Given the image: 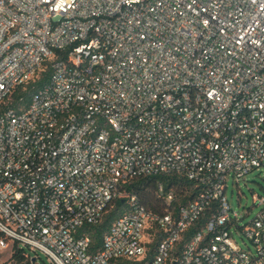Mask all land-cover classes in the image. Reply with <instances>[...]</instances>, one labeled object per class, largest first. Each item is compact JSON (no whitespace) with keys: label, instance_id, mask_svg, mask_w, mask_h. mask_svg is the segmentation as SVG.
Wrapping results in <instances>:
<instances>
[{"label":"built area","instance_id":"obj_1","mask_svg":"<svg viewBox=\"0 0 264 264\" xmlns=\"http://www.w3.org/2000/svg\"><path fill=\"white\" fill-rule=\"evenodd\" d=\"M263 168L264 0H0L1 248L112 264L155 243L151 264H264V198L241 227L226 195L230 176ZM159 175L196 182V196L160 212L128 189ZM116 200L126 210L92 252L78 232Z\"/></svg>","mask_w":264,"mask_h":264},{"label":"trees","instance_id":"obj_2","mask_svg":"<svg viewBox=\"0 0 264 264\" xmlns=\"http://www.w3.org/2000/svg\"><path fill=\"white\" fill-rule=\"evenodd\" d=\"M51 78V68L48 66L46 70L41 72L39 77L30 82L25 87L17 89L12 96V106L19 108L21 104L25 106L29 104L33 95L42 87L49 83ZM159 183H163L167 192H173L175 196L172 205H166L164 197L158 192ZM199 186L196 182L186 180L184 178H177L175 176H150L146 178L136 179L128 185V189L137 192L142 197L144 203L152 210L160 212H169L175 210L177 212L181 206L188 204L197 194ZM125 204L123 200H116L110 204L104 213L103 219L99 224L87 225L81 228L78 232L80 236L88 235L92 239V252H97L101 249L105 235L109 232L114 222L125 212ZM210 217L207 212L202 222L194 226L185 236L180 244V247L174 252V256L178 257L185 243L191 236L201 227V224L206 222ZM153 232V231H152ZM155 233V232H153ZM155 235V234H154ZM0 238H5L4 234L0 232ZM13 255L11 260L19 264H27L30 258H34L30 247H22L17 242L13 243ZM156 244L153 243L148 255L141 261H132L126 259H119L112 262V264H151L154 258V249ZM36 252V251H34ZM38 253V252H37ZM40 264V262H39Z\"/></svg>","mask_w":264,"mask_h":264},{"label":"rangeland","instance_id":"obj_3","mask_svg":"<svg viewBox=\"0 0 264 264\" xmlns=\"http://www.w3.org/2000/svg\"><path fill=\"white\" fill-rule=\"evenodd\" d=\"M229 186L227 189V197L232 209L240 214L239 225L241 227L248 225L259 214L263 205L259 204L258 199L264 198V168L255 170L239 182L230 176ZM235 239L240 246L248 251L255 252L256 247L252 244L249 238L245 237L237 227H233ZM148 241H154V237L148 234ZM21 245V244H20ZM22 246V245H21ZM23 247V246H22ZM13 244L11 243L7 249L0 247V264H19L11 260L13 255ZM33 257L30 258L27 264H54L50 258L42 251H32Z\"/></svg>","mask_w":264,"mask_h":264},{"label":"water","instance_id":"obj_4","mask_svg":"<svg viewBox=\"0 0 264 264\" xmlns=\"http://www.w3.org/2000/svg\"><path fill=\"white\" fill-rule=\"evenodd\" d=\"M174 264H178V262H175Z\"/></svg>","mask_w":264,"mask_h":264}]
</instances>
